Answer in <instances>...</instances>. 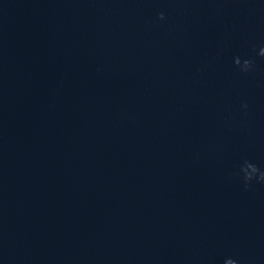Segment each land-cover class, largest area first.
Wrapping results in <instances>:
<instances>
[{
  "label": "water",
  "instance_id": "95a60500",
  "mask_svg": "<svg viewBox=\"0 0 264 264\" xmlns=\"http://www.w3.org/2000/svg\"><path fill=\"white\" fill-rule=\"evenodd\" d=\"M261 47L264 0H0V264H264Z\"/></svg>",
  "mask_w": 264,
  "mask_h": 264
},
{
  "label": "clouds",
  "instance_id": "9594fccd",
  "mask_svg": "<svg viewBox=\"0 0 264 264\" xmlns=\"http://www.w3.org/2000/svg\"><path fill=\"white\" fill-rule=\"evenodd\" d=\"M159 19L164 20L165 15L164 13L159 14ZM258 55L260 57H264V47H261ZM254 60L252 59H242L241 57L237 56L234 58V64L239 68L241 72H249L254 68ZM245 109L248 108V105L245 103L243 105ZM238 175H242V179L244 181L245 188H249L253 180H257L258 182L264 183V171L250 161H244L239 168ZM226 264H240L238 260L228 258L226 260Z\"/></svg>",
  "mask_w": 264,
  "mask_h": 264
}]
</instances>
